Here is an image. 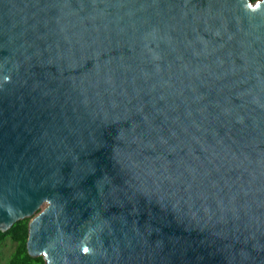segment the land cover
<instances>
[{"label": "water", "instance_id": "1", "mask_svg": "<svg viewBox=\"0 0 264 264\" xmlns=\"http://www.w3.org/2000/svg\"><path fill=\"white\" fill-rule=\"evenodd\" d=\"M24 217L44 264H264V0H0Z\"/></svg>", "mask_w": 264, "mask_h": 264}, {"label": "trees", "instance_id": "2", "mask_svg": "<svg viewBox=\"0 0 264 264\" xmlns=\"http://www.w3.org/2000/svg\"><path fill=\"white\" fill-rule=\"evenodd\" d=\"M251 2L255 0H250ZM29 218L24 217L13 222L5 231H0V243L8 239L14 245L4 264H44L41 256H29L25 249L27 223Z\"/></svg>", "mask_w": 264, "mask_h": 264}, {"label": "rangeland", "instance_id": "3", "mask_svg": "<svg viewBox=\"0 0 264 264\" xmlns=\"http://www.w3.org/2000/svg\"><path fill=\"white\" fill-rule=\"evenodd\" d=\"M45 204L43 203L38 210H40ZM13 243L8 240L5 239L0 243V264H4L6 262V260L8 259L10 252L13 249Z\"/></svg>", "mask_w": 264, "mask_h": 264}, {"label": "snow or ice", "instance_id": "4", "mask_svg": "<svg viewBox=\"0 0 264 264\" xmlns=\"http://www.w3.org/2000/svg\"><path fill=\"white\" fill-rule=\"evenodd\" d=\"M84 251H85V252H87V251H88V249H87V248H85V249H84Z\"/></svg>", "mask_w": 264, "mask_h": 264}]
</instances>
